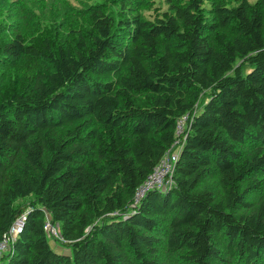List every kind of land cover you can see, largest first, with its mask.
<instances>
[{"label":"trees","instance_id":"trees-1","mask_svg":"<svg viewBox=\"0 0 264 264\" xmlns=\"http://www.w3.org/2000/svg\"><path fill=\"white\" fill-rule=\"evenodd\" d=\"M31 1L0 0V264H264V0Z\"/></svg>","mask_w":264,"mask_h":264},{"label":"built area","instance_id":"built-area-1","mask_svg":"<svg viewBox=\"0 0 264 264\" xmlns=\"http://www.w3.org/2000/svg\"><path fill=\"white\" fill-rule=\"evenodd\" d=\"M189 119V114H184L177 119L174 130L175 138L171 148L161 158L158 165L153 169L143 184L136 189L132 207H136L148 192L153 190H166L173 186L174 183L172 180V175L174 171V165L186 139ZM24 223L25 214L17 218L7 233L3 235L2 240L0 241V260L2 255L9 250L16 238L22 233ZM44 230L48 237H56L63 242V239L60 237L59 227L57 225L53 226L47 222L45 224Z\"/></svg>","mask_w":264,"mask_h":264},{"label":"rangeland","instance_id":"rangeland-1","mask_svg":"<svg viewBox=\"0 0 264 264\" xmlns=\"http://www.w3.org/2000/svg\"><path fill=\"white\" fill-rule=\"evenodd\" d=\"M255 0H250V2H254ZM69 3L72 5H76V1H73V0H69ZM40 4H42V5H44V10H43V13H44V15H47V14H49V9L50 8H53V9H55V12H56V10H60V11H62L63 12V7H65L62 3H56V1L55 0H33V1H31V2H29V4H28V6L29 7H32V6H38V5H40ZM152 7H151V9L149 10V11H146V12H144V15L146 16V17H150V19L152 20V19H154V18H156V17H159L161 14H162V12H164L165 11V9H166V6L160 1V0H153L152 1ZM54 12V13H55ZM66 13H63V18H64V15H65ZM52 16V15H51ZM62 18V19H63ZM48 24V23H47ZM53 242H51L52 243V245L53 246H55L56 245V243H55V239L56 240H58L59 242H61L58 238H56V237H49Z\"/></svg>","mask_w":264,"mask_h":264},{"label":"bare ground","instance_id":"bare-ground-1","mask_svg":"<svg viewBox=\"0 0 264 264\" xmlns=\"http://www.w3.org/2000/svg\"><path fill=\"white\" fill-rule=\"evenodd\" d=\"M22 234V233H21Z\"/></svg>","mask_w":264,"mask_h":264}]
</instances>
